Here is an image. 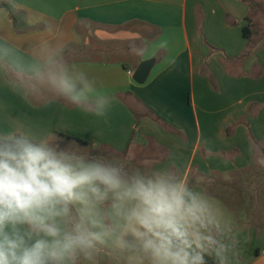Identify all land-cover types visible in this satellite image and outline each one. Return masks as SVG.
Listing matches in <instances>:
<instances>
[{"label": "crops", "instance_id": "crops-1", "mask_svg": "<svg viewBox=\"0 0 264 264\" xmlns=\"http://www.w3.org/2000/svg\"><path fill=\"white\" fill-rule=\"evenodd\" d=\"M17 3L13 11L0 0V36L24 44L51 38L49 26L61 33L70 62L110 95L112 108L96 117L55 100L29 103L0 85V131L75 138L129 167L179 169L225 208L242 264H264V173L258 185L251 177L264 151V34L254 28V0ZM133 44L154 54L135 55ZM150 59L139 84L133 73Z\"/></svg>", "mask_w": 264, "mask_h": 264}, {"label": "clouds", "instance_id": "clouds-1", "mask_svg": "<svg viewBox=\"0 0 264 264\" xmlns=\"http://www.w3.org/2000/svg\"><path fill=\"white\" fill-rule=\"evenodd\" d=\"M45 31L51 38L24 44L0 36V85L29 103L55 100L106 117L110 95L70 62L61 33ZM103 261L242 264L225 208L179 169L129 167L74 140L0 131V264Z\"/></svg>", "mask_w": 264, "mask_h": 264}, {"label": "rangeland", "instance_id": "rangeland-1", "mask_svg": "<svg viewBox=\"0 0 264 264\" xmlns=\"http://www.w3.org/2000/svg\"><path fill=\"white\" fill-rule=\"evenodd\" d=\"M254 2H255V5H257V11L255 12V18H254L255 19L254 28L255 29L257 28V30H260V32H261L260 34H264V1L263 0H254ZM86 151L89 152V149H87ZM90 154L100 155V156L109 157V158L112 157L111 156L112 153L108 152L105 149H101V148L91 150ZM257 157H258L257 164H256L257 167L253 171L252 176H251L255 185H258L257 177L263 176V173H264V151H260L258 153ZM262 179H264V177H262ZM255 188H257V187L253 186L251 188V191ZM254 191H252V192L254 193ZM259 192L260 193H258V195L260 197V200H264V198H263L264 197V184H263L262 188L259 190ZM256 194H250V195L251 196L255 195V197H256L257 196ZM253 198H254V196H253ZM245 202H246V205H250L251 199L248 198ZM102 264H108V262L103 261Z\"/></svg>", "mask_w": 264, "mask_h": 264}, {"label": "water", "instance_id": "water-1", "mask_svg": "<svg viewBox=\"0 0 264 264\" xmlns=\"http://www.w3.org/2000/svg\"><path fill=\"white\" fill-rule=\"evenodd\" d=\"M153 63L154 61L152 59L142 61L134 71L133 79L139 84L144 83L149 76Z\"/></svg>", "mask_w": 264, "mask_h": 264}, {"label": "trees", "instance_id": "trees-1", "mask_svg": "<svg viewBox=\"0 0 264 264\" xmlns=\"http://www.w3.org/2000/svg\"><path fill=\"white\" fill-rule=\"evenodd\" d=\"M250 34H251V30H250L249 25H247L246 27L243 28V36H244L245 38L248 39L249 36H250ZM72 139H73L74 141H76V142L82 144V145H88L86 142H83L82 140L75 139V138H72ZM101 149H105V148H101ZM105 150H106V149H105Z\"/></svg>", "mask_w": 264, "mask_h": 264}]
</instances>
